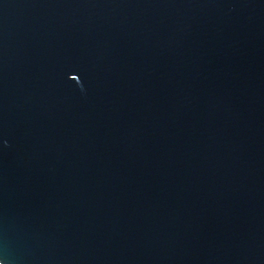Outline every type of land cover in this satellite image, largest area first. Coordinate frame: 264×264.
Listing matches in <instances>:
<instances>
[{"label":"water","instance_id":"95a60500","mask_svg":"<svg viewBox=\"0 0 264 264\" xmlns=\"http://www.w3.org/2000/svg\"><path fill=\"white\" fill-rule=\"evenodd\" d=\"M0 264H264V0H0Z\"/></svg>","mask_w":264,"mask_h":264}]
</instances>
